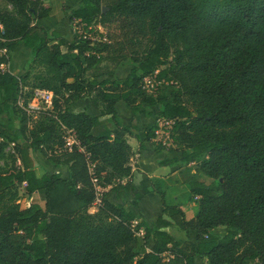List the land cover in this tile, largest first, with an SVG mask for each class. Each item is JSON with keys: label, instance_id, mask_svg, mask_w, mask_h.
Listing matches in <instances>:
<instances>
[{"label": "trees", "instance_id": "16d2710c", "mask_svg": "<svg viewBox=\"0 0 264 264\" xmlns=\"http://www.w3.org/2000/svg\"><path fill=\"white\" fill-rule=\"evenodd\" d=\"M5 1L11 10L0 11V160L10 147L11 165L0 167V264H195L197 257L264 264V0H81L70 17L81 31L70 36L35 24L53 14L49 0ZM18 42L30 50L20 76L4 69ZM127 57L136 68L123 80L90 73L108 58ZM154 74L173 83L169 95L142 90ZM35 90L52 92L53 107L29 116L23 108ZM86 97L99 116L73 113L72 104ZM119 101L134 115L175 120L178 162L210 180L187 183L198 198L194 221L180 206H165L163 193L170 220L158 217L151 227L112 202L131 190L122 182L131 174V148L111 137L121 127ZM6 113L19 135L2 122ZM34 150L50 166L67 167L70 180L38 176ZM21 187L29 197L43 192L44 205L22 210ZM173 226L195 240L175 237ZM220 227L223 236L214 233ZM141 230L144 245L151 240L143 254L136 251Z\"/></svg>", "mask_w": 264, "mask_h": 264}, {"label": "crops", "instance_id": "0c3cea01", "mask_svg": "<svg viewBox=\"0 0 264 264\" xmlns=\"http://www.w3.org/2000/svg\"><path fill=\"white\" fill-rule=\"evenodd\" d=\"M52 2L53 0L46 1L45 7H52ZM80 4L81 0H63V6L58 11L55 12L52 7L53 14L37 20L35 24L44 27L46 30L54 31L61 36H70L75 32L71 26L70 17L72 12L77 9ZM13 55L16 61L14 65H12ZM29 56L30 50L26 48L22 42H18L11 54L10 63L5 66L4 69L13 75H22L26 71V64L29 60ZM133 68H136V65L132 62L126 63L116 67L113 71V75L123 80ZM107 78L108 76H101L96 79L101 81ZM171 91L172 89L170 87L165 93L169 95ZM71 108L73 113L84 112L90 116H99V110L88 97L74 102ZM114 109L121 122V127L114 129L111 137L125 139L131 148V156L128 165L131 169V174L130 177L122 181L123 183L129 182L131 190L124 195L122 202L114 200L112 202L114 204H123L134 216L135 224L144 223L148 227H151L158 217L170 220L168 212H164L163 210L159 193H163L164 195L165 206H180L184 210V206L179 204V200L181 196L183 197V195L186 194H188V198H190L187 189L188 181L185 182L184 178L188 173L187 168L194 164H181L178 162L181 159V154L176 144L170 149L164 150L153 142V138H144L143 132L156 125L158 119L156 115L150 118L142 114L134 115L123 101L117 102L114 105ZM152 111L156 113L158 107H153ZM104 119H109V116L100 118V120ZM133 123L134 126L132 127ZM122 127L129 128V131H122ZM60 168L67 171V175L64 179L69 181L70 173L67 167L61 166ZM147 189H150L152 192L146 193L145 191ZM136 195L140 196L137 202ZM173 229L176 233H185L180 231L176 226L170 228L171 231H173ZM140 235H143L142 230ZM148 246L151 247V240Z\"/></svg>", "mask_w": 264, "mask_h": 264}, {"label": "rangeland", "instance_id": "374dc122", "mask_svg": "<svg viewBox=\"0 0 264 264\" xmlns=\"http://www.w3.org/2000/svg\"><path fill=\"white\" fill-rule=\"evenodd\" d=\"M46 4V3H45ZM63 6V0H53L52 2V7L53 10L56 12L58 11L61 7ZM4 10H11V7L6 3L5 0H0V11H4ZM60 18V17H59ZM71 22V21H70ZM71 26L72 28L75 30V32H80L81 28L79 26H77V22H71ZM93 29H98L96 26L93 25L92 27ZM98 31V30H97ZM101 31V30H100ZM16 53V52H15ZM14 63H16L15 59H14V55H13V59H12V65H14ZM126 63H131V60L127 57L125 59H116V58H108L106 60H104L99 67H97L96 69H94L93 71H91L90 73L92 74H99V73H103V72H113L116 69V66L119 65H124ZM170 88V86H166L164 85L162 87V91L166 92V90ZM2 122L4 123H13V128H14V132L19 135V129H18V125L16 123V119L11 118L9 116L8 113L4 114L2 117ZM175 145V144H174ZM11 153L10 147L8 149L5 150V157L2 158L0 160V167L4 168L7 166L11 165V160L9 158V155ZM34 155L37 158V160L39 161V168L36 171V174L38 176H41L44 173H59L61 175V177L64 179L67 175V171L65 169L62 168H55L52 167L48 164V162L46 161V159L36 150H34ZM187 175L184 178L185 182L190 181V180H194V179H198V180H202L204 181L205 184L209 183L210 180L203 178V176H200L196 166L195 165H190L187 168ZM188 194L183 195V197L181 196V199L179 200V204H181L182 206H184V210H185V215H186V219L188 221H194L197 212H198V198H193L190 197L188 198ZM18 203L20 205V208L22 210L27 209L30 204L32 203H37L40 206L44 205V193L43 192H39L36 193L35 195L29 197L26 196L24 194L23 191V187H21L19 189V200ZM91 214L95 213V209H91L89 211ZM170 232L175 236V237H179V238H183V239H190V240H195V233L190 231L188 233H180V232H175V230L173 229V231L170 230ZM214 233L217 234L218 236H223L225 234V228H217L214 230ZM138 246L136 251L140 254H143L147 251L150 250L151 247H149L148 245H144V243L142 242L141 239V235H139L138 237ZM195 264H207V260L205 258H199L197 257L195 260ZM243 264H257L255 261H245Z\"/></svg>", "mask_w": 264, "mask_h": 264}, {"label": "built area", "instance_id": "2783aa9c", "mask_svg": "<svg viewBox=\"0 0 264 264\" xmlns=\"http://www.w3.org/2000/svg\"><path fill=\"white\" fill-rule=\"evenodd\" d=\"M156 74L146 77L142 81V90L149 95H155L157 92L162 91L164 85L172 87V82L157 81ZM22 105V103H19ZM53 107V94L47 90H35L32 100L23 108L27 115L36 116L40 113L51 111ZM175 120L158 118L156 121V129L154 131L153 142L164 150L170 149L174 145L173 140V127ZM74 143L73 136L66 138V148ZM96 184V180L92 179ZM99 205V199H96L91 209H95ZM90 209V210H91ZM89 210V211H90Z\"/></svg>", "mask_w": 264, "mask_h": 264}, {"label": "water", "instance_id": "95a60500", "mask_svg": "<svg viewBox=\"0 0 264 264\" xmlns=\"http://www.w3.org/2000/svg\"><path fill=\"white\" fill-rule=\"evenodd\" d=\"M106 11V8H103V12H105Z\"/></svg>", "mask_w": 264, "mask_h": 264}]
</instances>
